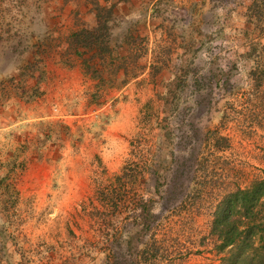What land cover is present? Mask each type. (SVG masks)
<instances>
[{
    "label": "rangeland",
    "instance_id": "rangeland-1",
    "mask_svg": "<svg viewBox=\"0 0 264 264\" xmlns=\"http://www.w3.org/2000/svg\"><path fill=\"white\" fill-rule=\"evenodd\" d=\"M253 2L0 0V264L232 263L213 214L264 180Z\"/></svg>",
    "mask_w": 264,
    "mask_h": 264
},
{
    "label": "trees",
    "instance_id": "trees-1",
    "mask_svg": "<svg viewBox=\"0 0 264 264\" xmlns=\"http://www.w3.org/2000/svg\"><path fill=\"white\" fill-rule=\"evenodd\" d=\"M253 7L264 19V0H254ZM211 229L221 248L236 247L231 264H264V180L228 193L213 214Z\"/></svg>",
    "mask_w": 264,
    "mask_h": 264
},
{
    "label": "crops",
    "instance_id": "crops-1",
    "mask_svg": "<svg viewBox=\"0 0 264 264\" xmlns=\"http://www.w3.org/2000/svg\"><path fill=\"white\" fill-rule=\"evenodd\" d=\"M134 0H117V2H118V4H119V6H123V5H125V7H127L126 8V12H125V14H126V16H135V15H141L142 17H143V15H146V16H144V17H146V19L145 20H143V22H145L146 23V25L147 26H149V23H150V11H146L145 9L144 10H142V9H139L138 10V8L136 7V8H133V6H134V4L131 6V3L133 2ZM140 2H141V0H140ZM120 9H124L123 7H120ZM140 16V17H141ZM140 17H138L139 19H140ZM143 17V18H144ZM142 21H139V24L141 23ZM145 30H147V31H150L149 30V27H146L145 26Z\"/></svg>",
    "mask_w": 264,
    "mask_h": 264
}]
</instances>
